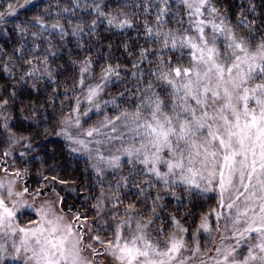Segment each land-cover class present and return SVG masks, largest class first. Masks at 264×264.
Masks as SVG:
<instances>
[{
	"label": "trees",
	"instance_id": "1",
	"mask_svg": "<svg viewBox=\"0 0 264 264\" xmlns=\"http://www.w3.org/2000/svg\"><path fill=\"white\" fill-rule=\"evenodd\" d=\"M24 4L25 0H0V161L30 191L40 195L56 191L62 203L81 213L87 194L96 196L97 178L117 171L109 165L101 171L87 154L98 149L106 160L101 164H110L115 152L107 160L105 134L112 135V126L102 128L91 142L86 139V147L78 143L73 147L66 128L82 133L93 125L100 127L107 119L136 109L138 100L153 96L156 86L150 77L161 69L175 73L176 68H190L192 49L173 48L170 42L165 47L163 34L194 31L189 23L193 17L181 0H29L21 8ZM212 5L251 47L264 41V0H212ZM165 7L168 11L161 15ZM125 20L129 23L117 26ZM57 23L62 28L52 27ZM108 66L115 71L104 80L102 70ZM82 67L89 71L82 75ZM98 84L102 91L94 99L97 109L86 96L88 87ZM77 98L79 113L74 112ZM77 114L80 127L62 123ZM192 194L199 205L198 212L191 210L197 222L216 197L196 190ZM170 199L176 204L184 200L178 194ZM170 199L167 203L172 204Z\"/></svg>",
	"mask_w": 264,
	"mask_h": 264
},
{
	"label": "snow or ice",
	"instance_id": "2",
	"mask_svg": "<svg viewBox=\"0 0 264 264\" xmlns=\"http://www.w3.org/2000/svg\"><path fill=\"white\" fill-rule=\"evenodd\" d=\"M163 2L166 3L167 0ZM181 2L189 10V17H197L195 21L189 20L195 27L197 36L176 37L165 33L164 46L167 47L170 42L173 48L179 45L192 49L193 59L198 65H203V70L183 69L185 77L191 74L195 79L189 78L180 85L168 79L165 73L162 78L174 89L170 105L158 95L155 99L148 96L136 106L134 112L123 111L115 118L107 119L100 127L89 128L84 134L87 137L99 135L101 129L109 125L112 126L111 132L116 133V122L122 121L123 127L133 134L132 139L139 138V147L133 144L125 148L123 154L143 164L147 172L154 174L165 184L169 182V177H175L173 183L179 180L200 188V180L211 185L218 178L221 199L225 191L234 189L237 195L227 207L236 209L231 220L234 226L232 235L236 243L224 248L217 247L216 254L220 258L210 259L213 264H264V41L252 51L245 38H237L223 18L219 23L215 19H199L204 15L203 9L209 0ZM27 3L29 0H25V4L20 7L23 8ZM9 9L11 12L16 11L11 4ZM167 11V7L162 8L161 15ZM210 13L219 15L218 9L214 7L210 8ZM159 19L158 16L157 20ZM108 23L112 24L113 20L110 19ZM128 23L125 20L117 26L124 27ZM241 23H244L243 20ZM208 26L212 29L210 36L205 34ZM52 27L62 28V25L57 23ZM159 35L157 33L158 37ZM219 37L226 41L223 60L217 47ZM88 71V67H82L81 73L83 75ZM114 71L108 66L102 70L101 78L106 80ZM175 74L180 76L181 69L176 68ZM83 83L81 79L80 84ZM151 87L148 86L149 89ZM181 90L183 95H180ZM100 91L102 89L99 84L90 86L86 96L89 104L97 109L100 106L94 99ZM80 102L77 98L74 109L76 113H79ZM3 103L6 104L7 101ZM144 109L149 110L147 116L143 115ZM83 115L86 116L87 111ZM62 123L80 127V115L77 114L74 118L69 115ZM105 135L108 142L123 138V134ZM68 138L74 139L71 135ZM76 142L87 146L83 139ZM96 143L104 141L98 140ZM165 151L168 153L167 158L162 155ZM99 158L104 159L102 155ZM118 161L119 156H114L109 163L116 164ZM161 164L166 166L167 171H160ZM4 187L0 183V189ZM241 188L243 191H240ZM7 195H12L11 187L8 188ZM241 197L244 198L243 209L236 203ZM14 217L15 211L0 196V230L11 228ZM61 219L62 217H57L56 220H45L42 216L38 227L19 229L24 234L21 238L23 252L26 254L23 257L24 264H91L82 255L83 236L74 232L71 224L62 225L59 222ZM151 223L149 220L148 224ZM176 223L179 227V222ZM148 224L138 223L136 228L139 234L133 235L131 239L123 238L120 227H117L116 242L113 244L109 241L107 248L120 264H184V259L179 258L185 247L183 241L173 238L166 248L161 249L142 231ZM200 227L207 230L206 220ZM94 239L100 240L99 237ZM244 246L247 247V253L240 259V250ZM196 251H199L198 246ZM16 252L19 255L21 248L18 247Z\"/></svg>",
	"mask_w": 264,
	"mask_h": 264
},
{
	"label": "rangeland",
	"instance_id": "3",
	"mask_svg": "<svg viewBox=\"0 0 264 264\" xmlns=\"http://www.w3.org/2000/svg\"><path fill=\"white\" fill-rule=\"evenodd\" d=\"M210 8H213L212 0H209V3L203 9L204 15L199 17V19H215L219 23L222 17L220 14L210 13ZM196 19L197 17H193L192 21ZM225 24L231 28L226 21ZM190 25L194 31L187 28V31H181V33L174 36H197L195 27L192 24ZM211 32V26L206 27L205 34L210 36ZM170 36L173 35L170 34ZM236 37L240 38L238 35ZM225 44L224 38L219 37L217 47L221 52V60H223ZM250 49L255 51L256 47L250 46ZM190 51L192 54L193 50ZM190 68L202 71L203 65H198L192 56ZM165 73H167L168 79L174 80L177 85L186 83L189 78L195 79V77L191 74L185 77L183 70H181L180 76H176L175 73H171L167 68L161 69L159 75L154 74V77H150L156 86L152 98L155 99V96L158 95L166 104L170 105L174 89L172 85L162 78ZM180 95H183L182 90ZM141 101L138 100L137 105H140ZM135 110L127 111L134 112ZM166 110L168 109L166 108ZM148 111V109H144L143 115L147 116ZM116 124L118 131L112 133V135L120 136L123 134V138L115 140V143H113L114 140L108 142L107 149H105L106 153L105 150L101 152L109 154L107 160L115 152L114 155L119 156V161L116 164H101L106 160H99L97 157H100V152H97L98 149L94 148L87 154L95 158V166L98 169L101 168V171L103 165H105L104 169L116 167L115 170L117 169V171L111 177L97 178V185L94 190L96 196L93 195V192L87 194L85 197L87 207L81 213L69 209L70 204L62 203V197L56 191L41 195L30 191L24 186L22 179L17 174L8 171L0 161V183L5 186L0 189V196H3L7 206L15 211L12 227L0 230V264H24L23 257L26 254L23 252L21 245V238L24 234L19 229L38 227L42 216L45 220H56L57 217H62L59 221L62 225L71 224L73 231L83 236L81 246L84 250L82 255L88 261H91V264H120V261L107 248L109 241L113 244L116 242L117 227H120L123 238L131 239L133 235L139 234L136 225L138 223L141 225L148 224L149 220L152 223L148 224L142 231L153 244L158 245L161 249L166 248L169 245V241L173 238L183 241L185 247L181 250L179 258L184 259V264H202V262L204 264H213L210 258H220L216 254L217 247L224 248L229 245H235L236 240L232 235L234 226L231 220L236 214V209H229L227 204L235 198L237 195L236 191L234 189L225 191L223 199H221L218 178L211 185L200 180V188L190 186L179 180L173 183V180L176 179L175 177H169V182L165 184L154 174L147 172L143 164L123 154L124 149L133 144L139 147V138L133 140V134L123 127L122 121H117ZM92 127L98 126L93 125ZM85 132H73L70 128H66L65 134L74 137V139H71L74 147V144H77L76 140L83 139L86 141L87 139L91 141V139L97 137L95 134L93 137H87L84 134ZM101 145L104 146V143ZM162 155L165 158L168 157L166 151ZM108 165L109 167L107 168ZM159 169L161 172L167 171L166 166L163 164L159 165ZM245 182L247 183V181ZM253 183H255V179ZM170 185L179 186L183 189L173 188ZM9 187L12 189L11 196L7 195ZM237 187H239L238 184ZM24 189H27V191L25 192ZM195 190L203 194H212L216 197L215 204H211L207 212H202V218L197 222H195L196 216L191 213V210H194V212L199 210V205L195 203V196L192 197V192ZM240 191H243V189L241 188ZM17 193L23 194L17 195ZM176 194L180 198H184V200H180L179 204L174 203V200L170 199L171 196L174 198ZM169 199V202L172 200V204L167 203ZM243 201V197L236 201L241 209L244 207ZM130 205L134 207H129ZM205 220L208 224L207 230L200 227ZM177 221L179 222V227L177 226ZM192 221L196 224L195 227H192L194 225L191 223ZM240 226L242 227L243 225L241 224ZM182 229H186V231ZM94 237H99L100 240L98 241ZM88 245H91V247H88ZM197 246L199 251H196ZM18 247L21 248L19 255L16 252ZM240 251L241 255L238 258L242 259L243 255L247 253V247H242Z\"/></svg>",
	"mask_w": 264,
	"mask_h": 264
}]
</instances>
